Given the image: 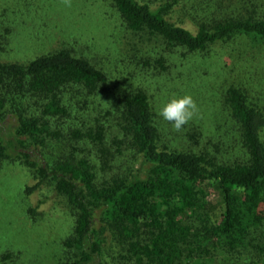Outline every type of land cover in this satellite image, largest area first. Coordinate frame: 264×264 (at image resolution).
<instances>
[{
  "label": "trees",
  "instance_id": "16d2710c",
  "mask_svg": "<svg viewBox=\"0 0 264 264\" xmlns=\"http://www.w3.org/2000/svg\"><path fill=\"white\" fill-rule=\"evenodd\" d=\"M191 1L107 0L138 38L131 57L158 73L237 37L264 45V0ZM248 80L225 88L219 132L207 135L168 127L142 88L102 108L110 75L73 50L0 63V163L28 169V196L52 184L75 218L57 264H264V106L252 100L264 79Z\"/></svg>",
  "mask_w": 264,
  "mask_h": 264
},
{
  "label": "rangeland",
  "instance_id": "374dc122",
  "mask_svg": "<svg viewBox=\"0 0 264 264\" xmlns=\"http://www.w3.org/2000/svg\"><path fill=\"white\" fill-rule=\"evenodd\" d=\"M192 4L198 8L199 0ZM200 9L199 13L204 12ZM179 16L174 21L183 20L187 26ZM137 42L107 0H0V63H27L43 54L73 50L110 75L111 94L100 99L102 108L110 107L119 93L142 88L151 95L158 113L173 95L188 94L197 105L188 123L216 135L223 118L225 88L236 81L264 79V45L260 46L258 38L237 37L214 46L206 56L194 54L185 61L178 53L161 73L131 57ZM262 92L261 98L252 100L264 106ZM4 127L10 136L15 119L8 117ZM116 129L113 126L111 131ZM99 155L95 153V162L99 163ZM34 183L21 164L0 163V264H57L66 257L63 243L74 227L73 211L52 184L28 196L26 188ZM221 200L214 191L209 199L213 213L219 212ZM29 207H39L36 220L30 218Z\"/></svg>",
  "mask_w": 264,
  "mask_h": 264
},
{
  "label": "clouds",
  "instance_id": "9594fccd",
  "mask_svg": "<svg viewBox=\"0 0 264 264\" xmlns=\"http://www.w3.org/2000/svg\"><path fill=\"white\" fill-rule=\"evenodd\" d=\"M197 113V105L191 95H173L158 110V116L180 131Z\"/></svg>",
  "mask_w": 264,
  "mask_h": 264
}]
</instances>
